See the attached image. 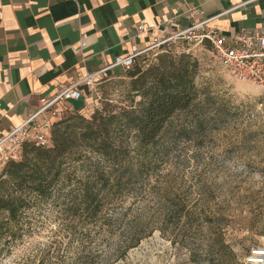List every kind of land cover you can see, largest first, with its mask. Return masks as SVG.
Listing matches in <instances>:
<instances>
[{"label":"rangeland","instance_id":"374dc122","mask_svg":"<svg viewBox=\"0 0 264 264\" xmlns=\"http://www.w3.org/2000/svg\"><path fill=\"white\" fill-rule=\"evenodd\" d=\"M157 51L143 56L154 58ZM190 52L200 62L196 84L213 120L192 140L164 136L170 149L134 191H124L113 232L90 224L72 233L73 218L64 212L70 198L54 199L25 214L21 238L2 240L0 264H29V257L40 264L47 253L44 264L76 262L84 247L95 264H193V254L199 264H218V249L209 244L220 234L245 264L249 250L264 240V89L235 78L208 48ZM125 74L117 67L98 75L84 97L65 102L56 121L78 110L90 118L107 101L127 104ZM136 228L151 234L122 256L117 246L127 244ZM225 259L233 263L231 256Z\"/></svg>","mask_w":264,"mask_h":264},{"label":"trees","instance_id":"16d2710c","mask_svg":"<svg viewBox=\"0 0 264 264\" xmlns=\"http://www.w3.org/2000/svg\"><path fill=\"white\" fill-rule=\"evenodd\" d=\"M199 71L200 62L191 52L163 45L154 58L141 56L125 71L127 104L107 101L90 118L79 110L64 116L52 126L50 145L24 142L22 157L9 160L0 173V244L23 236L28 211L66 197L70 203L64 204V212L73 218L72 233L90 224L107 226L112 233L124 191H134L139 178L170 149L164 136L170 133L173 142L192 140L213 120L196 84ZM150 234L133 229L117 251L124 256ZM209 246L218 249V264H230L226 256L241 264L223 235ZM82 251L80 261L65 263L95 264L85 247ZM50 255L40 264L50 261ZM191 261L200 262L196 254ZM27 263L35 264V258Z\"/></svg>","mask_w":264,"mask_h":264},{"label":"crops","instance_id":"0c3cea01","mask_svg":"<svg viewBox=\"0 0 264 264\" xmlns=\"http://www.w3.org/2000/svg\"><path fill=\"white\" fill-rule=\"evenodd\" d=\"M190 8L226 36L264 32V0H0V138L44 99L149 46L169 18L187 26Z\"/></svg>","mask_w":264,"mask_h":264},{"label":"built area","instance_id":"2783aa9c","mask_svg":"<svg viewBox=\"0 0 264 264\" xmlns=\"http://www.w3.org/2000/svg\"><path fill=\"white\" fill-rule=\"evenodd\" d=\"M188 25L175 28L177 21L171 17L160 27V36L145 48L134 47L126 56H119L100 73L114 68L130 69L137 58L163 45L178 44L190 52L194 47L208 48L217 61L239 80L252 82L264 89V32L241 29L230 36L220 33L210 22L215 17H204L198 8L186 11ZM147 31L144 23L138 26ZM85 46V43H82ZM97 75H88L78 84L64 89L52 99H44L41 107L19 126L0 138V169L11 159L22 157V144L31 142L37 146L51 143V130L57 118L64 112L63 102L79 100L85 95L81 86H91ZM63 103V104H62ZM245 264H264V240L262 245L253 247L244 257Z\"/></svg>","mask_w":264,"mask_h":264}]
</instances>
